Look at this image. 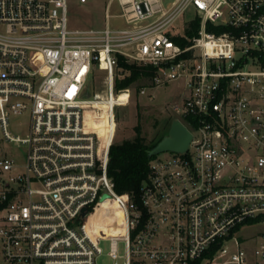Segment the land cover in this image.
Wrapping results in <instances>:
<instances>
[{
    "label": "built area",
    "instance_id": "2783aa9c",
    "mask_svg": "<svg viewBox=\"0 0 264 264\" xmlns=\"http://www.w3.org/2000/svg\"><path fill=\"white\" fill-rule=\"evenodd\" d=\"M68 1L0 0V264H98L105 243L112 264H264V229L240 232L264 225V0H109L103 29L74 31ZM120 58L189 93L172 106L188 150L150 162L139 203L109 176ZM97 71L106 97L83 99Z\"/></svg>",
    "mask_w": 264,
    "mask_h": 264
},
{
    "label": "rangeland",
    "instance_id": "374dc122",
    "mask_svg": "<svg viewBox=\"0 0 264 264\" xmlns=\"http://www.w3.org/2000/svg\"><path fill=\"white\" fill-rule=\"evenodd\" d=\"M109 0H87L81 3L80 0L68 1V29L74 30H91L103 29L106 25V6ZM174 0H163L165 5H169ZM113 6L112 12L116 11ZM195 15L189 13L186 21L193 20ZM112 27L121 26L122 21L112 19ZM120 74L121 71L118 70ZM123 79L122 74L117 77ZM106 74L97 71L93 77L88 79L87 90L83 95V99H93L94 93H98L100 97L106 96L107 91ZM150 79L141 81V85L146 87V95L140 96L136 91V85H132L121 91H116L119 101L128 103L122 104L117 109V131L115 144L122 143L124 140H130L135 137L134 127L139 123L138 112L141 114V124L144 135L150 140L165 126L170 119L176 118V114L172 110V106L179 102L182 98L188 96V91L183 81H177L168 85L153 87ZM152 98V99H151ZM127 104V105H126ZM139 106V108H138ZM30 117L28 114L12 117L9 132L14 137L26 138L29 134ZM3 153L14 158L19 165L26 162L27 149L25 146L18 144L1 145ZM170 153L161 154L160 157H167ZM264 229V225L242 228L240 232L246 235L259 236ZM104 255L99 259L98 264H112L107 256L109 252V243L102 244ZM123 252V245L120 246Z\"/></svg>",
    "mask_w": 264,
    "mask_h": 264
},
{
    "label": "trees",
    "instance_id": "16d2710c",
    "mask_svg": "<svg viewBox=\"0 0 264 264\" xmlns=\"http://www.w3.org/2000/svg\"><path fill=\"white\" fill-rule=\"evenodd\" d=\"M198 27L199 22L196 21L195 30ZM176 42L184 45L180 41ZM119 70L123 79L116 78L115 89L117 92L135 84L136 91L139 93L144 87L141 85V81L144 79L151 80L155 75L153 68L129 63L123 58L119 59ZM138 119L139 123L134 127L135 137L119 144L114 143L110 150L109 162V176L115 183L116 192L119 195H129L135 203H139L141 187L148 179L150 162L157 157L149 158L148 153L168 135L172 122L175 120L174 118L167 121L165 126L150 140L143 133L142 118L139 112ZM112 210L113 206L109 207V213Z\"/></svg>",
    "mask_w": 264,
    "mask_h": 264
},
{
    "label": "water",
    "instance_id": "95a60500",
    "mask_svg": "<svg viewBox=\"0 0 264 264\" xmlns=\"http://www.w3.org/2000/svg\"><path fill=\"white\" fill-rule=\"evenodd\" d=\"M192 137L187 127L179 119H175L168 135L149 151L148 156L153 158L167 152L184 153L188 150ZM105 198L106 196H104Z\"/></svg>",
    "mask_w": 264,
    "mask_h": 264
},
{
    "label": "bare ground",
    "instance_id": "6f19581e",
    "mask_svg": "<svg viewBox=\"0 0 264 264\" xmlns=\"http://www.w3.org/2000/svg\"><path fill=\"white\" fill-rule=\"evenodd\" d=\"M100 98H102V97H100ZM124 102H126V101H124ZM124 102L120 103V105L124 104ZM92 106H100L102 108H105V106H111V105H110V103H108L106 101H102V102L97 101V102H94L92 104ZM92 124H93L94 128L100 132L101 137L106 139L108 136V133L111 130V125H110V122H109V119L107 118V116L104 115L103 117H100L99 120H96V121L93 120Z\"/></svg>",
    "mask_w": 264,
    "mask_h": 264
}]
</instances>
